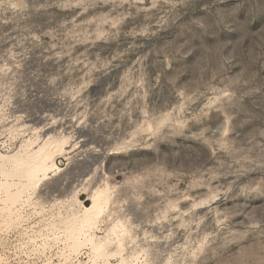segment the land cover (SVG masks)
Here are the masks:
<instances>
[{
    "label": "rangeland",
    "instance_id": "rangeland-1",
    "mask_svg": "<svg viewBox=\"0 0 264 264\" xmlns=\"http://www.w3.org/2000/svg\"><path fill=\"white\" fill-rule=\"evenodd\" d=\"M49 135L72 153L0 225L5 263L70 264L45 226L107 183L125 257L264 264V0H0V154Z\"/></svg>",
    "mask_w": 264,
    "mask_h": 264
},
{
    "label": "bare ground",
    "instance_id": "bare-ground-1",
    "mask_svg": "<svg viewBox=\"0 0 264 264\" xmlns=\"http://www.w3.org/2000/svg\"><path fill=\"white\" fill-rule=\"evenodd\" d=\"M41 139L39 144L37 142L40 141V136L36 140H24L13 155L0 154V204L3 205L0 208V225L18 224L24 218L23 209L31 203L33 193L40 183L49 179L51 174L61 172L56 162L57 156L72 153L74 144L70 145L71 142L65 136L56 138L49 135ZM89 196L92 203L90 206L77 198L78 206L69 207L65 215L61 214L56 221L45 226L46 230L60 231L62 234L59 239L64 240V248L59 252L60 259L65 263L85 264L80 258L83 250L89 249L91 264H113V257L119 258L116 264H129L131 258L132 261L135 259V264H141L134 256L125 257V244L121 237L127 235L128 231L123 223H113L106 229L104 237H99L96 233L112 202L110 185L101 183ZM42 232L43 230L40 231L42 243L39 248L44 251L47 242ZM116 238L118 240L115 246L110 248ZM0 264H8L1 255Z\"/></svg>",
    "mask_w": 264,
    "mask_h": 264
}]
</instances>
